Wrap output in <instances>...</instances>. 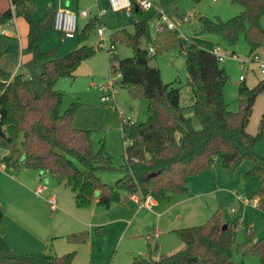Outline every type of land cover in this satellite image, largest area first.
<instances>
[{
	"label": "trees",
	"instance_id": "obj_1",
	"mask_svg": "<svg viewBox=\"0 0 264 264\" xmlns=\"http://www.w3.org/2000/svg\"><path fill=\"white\" fill-rule=\"evenodd\" d=\"M236 1L243 6L239 13L227 20L200 16L201 28L220 34L231 44L244 33L250 52L254 53L264 42L261 23L264 0ZM35 9V0H0V26L15 16H23L28 21V42L24 51L42 62L44 85L43 91L35 94L24 72L12 74L0 66V141L10 148L2 158L8 169L47 170L57 182L74 192L78 207H89L93 203L109 207L122 200L123 191L166 200L170 193L187 192L189 177L210 170L217 157L229 169H233L237 159L249 158L253 166L245 174L258 183L251 196H256L258 205L264 208V157L255 150L264 138V112L257 132L253 134L247 129L256 99L264 93V78L254 86L243 80L239 84V108L231 110L224 95L229 74L213 52L217 43L198 35L181 36L178 29L163 24L152 38L150 16H146L137 0H132L135 30L120 27L109 38L116 46L128 44L134 49L133 55L118 60L121 84L132 97L148 100V117L145 121L123 120V137L129 142L124 149V162L119 167L123 175L114 183L105 182L99 171L116 168L113 156L106 151L103 142L96 148L91 129L74 124L75 104L63 111L64 92L57 87L61 77L74 76L82 61L97 53L94 45L84 42L97 29L99 19L91 18L78 29L77 37L83 44L56 56L59 46L45 51L40 48L43 34L54 26L56 4L46 3L39 19L33 16ZM2 35L0 32V57L9 50L2 47ZM143 38L154 46L153 53L142 46ZM175 47L185 52L192 90L191 107L200 122L199 127L181 104L180 86L164 81L160 68L150 63L151 55ZM177 134H181V139ZM3 219L4 210L0 205V230ZM241 227L238 219L228 220L220 206L206 222L175 230L184 243L182 248L154 258L152 252L157 247L149 244V255H138L132 264H246L233 259L235 247L259 256L264 264V235L251 243L250 228L244 226L245 239L237 242ZM97 230L102 232L103 227ZM66 238L84 243L89 234L83 230L72 232ZM75 255L74 250L63 254L49 252L42 259L19 255L7 250L0 239V264H72Z\"/></svg>",
	"mask_w": 264,
	"mask_h": 264
},
{
	"label": "rangeland",
	"instance_id": "obj_2",
	"mask_svg": "<svg viewBox=\"0 0 264 264\" xmlns=\"http://www.w3.org/2000/svg\"><path fill=\"white\" fill-rule=\"evenodd\" d=\"M44 1L48 0H36V10L34 16L37 18L43 13ZM58 1V0H56ZM70 3V0H67ZM165 11L173 13V19L178 24L180 33L184 37H193L195 35L201 36L202 38L210 39L215 43L222 46V51L232 53L234 52L238 58L228 57L221 61V65L225 67L229 78L224 86L225 99L228 102L231 110H238V92L239 84L244 81L249 86H254L258 81L264 78V72L261 69L260 62L253 60V54L257 53L259 57L264 60V42L257 49L256 52H250V45L244 33H241L238 41L235 44H231L224 39L220 34L203 30L200 24V16L216 18L220 17L224 20L239 13L243 6L236 0H155ZM89 2V0H88ZM91 2V1H90ZM101 8L105 10L103 14L102 22L100 19L97 24L105 27V38L104 42L110 43V34L119 27H125L129 31L135 30V17L127 16L124 12L121 13V21H119L118 12L112 9H106L104 1L100 0ZM92 3V2H91ZM87 4V3H86ZM85 3L83 5H86ZM96 9V7H95ZM168 12V14H169ZM170 15V14H169ZM146 16H150L149 28L152 38L156 37L160 21L158 19V13L154 10L146 11ZM171 16V17H172ZM85 21V18H79V25L81 26ZM262 26L264 27V16L261 20ZM182 36V35H181ZM102 36L97 33V30H93L90 37L85 43L94 45L97 48V53L82 61L81 65L75 71L74 76H64L58 80L57 87L64 92L62 109L63 111L69 107L76 105L75 114V125L77 127L93 129L94 133L101 135L105 132L106 138V151L113 156V160L116 168L111 170H101L102 180L109 183H114L120 176L123 175V171L119 169L120 165L124 162V149L129 143L123 137L122 131V119L130 118L133 120L145 121L148 117L147 105L148 100L146 98H134L131 96L129 90L121 84V78L118 75V60L122 57L131 56L134 53V49L128 44H118L116 46V52L109 51L106 47L99 46V41ZM6 40L5 36H1V42ZM19 44V42H17ZM81 43L78 38H65L59 32L48 31L43 35L40 41V48L42 50H48L53 47H58L57 54L61 55L66 53L72 48L77 47ZM149 42L146 38L142 39V46L148 47ZM17 50H13L8 57H4L3 63L7 61H13L18 64L20 57L23 59V65H18L17 72H24L31 83L32 89L35 94H40L43 91L44 85L41 79L42 62L38 59L33 58L32 54L28 51H24L25 55L21 54L20 47L17 46ZM31 54V55H29ZM8 58V59H6ZM150 63L160 68L163 80L166 82H175L176 85L180 86V101L185 107V112L191 119L193 118L198 124L199 120L195 115H191L193 112L191 107L192 101V90L188 83V73L185 66V52L178 47L172 48L167 52L151 55ZM243 77V78H242ZM114 78L113 88L114 94L112 101H103L101 98V91L98 89L99 86L103 85L106 89L111 88V80ZM264 112V93H261L255 102L253 113L248 124V131L255 134L258 130L260 118ZM92 131V133H93ZM109 132V133H108ZM102 136V135H101ZM99 137L94 134L93 139ZM96 148L101 146V140L96 142ZM5 149L10 148L3 145L0 141V155L5 152ZM258 154L264 157V138L255 147ZM264 163V161H263ZM253 166V162L249 158L243 159L237 166V170L229 169L222 164L220 157H217L213 167L208 170L218 180L219 191L213 192L204 199L209 201L210 207H214L216 203L220 206L224 203L223 208L226 210V216L230 217H243L258 225L255 227V237L259 238L264 233V209H261L255 202L256 196H251L254 190L257 188L258 183L255 179L247 178L245 171ZM50 180H48L49 183ZM52 184V182H51ZM52 184L55 192L64 200H70L69 194L70 189L65 187L66 185L59 186ZM202 188L199 186L198 189ZM226 193V194H225ZM221 194V195H220ZM243 194L244 199L239 200L237 195ZM59 197V198H60ZM219 197V199H218ZM223 199L221 200V198ZM72 200V199H71ZM245 203V205H244ZM91 206H99L93 203ZM85 207L88 215H90V208ZM53 218V227L58 228L62 225L59 216V212H63L64 208L60 206L58 210H53L48 205ZM78 207V206H77ZM234 207L235 211L231 209ZM82 208V207H79ZM103 210H107L102 207ZM96 219V218H94ZM208 217H198L193 219L191 223L202 224L206 222ZM190 224V225H194ZM86 225V224H85ZM104 232H99L97 237L101 243L96 242L94 247V261L91 264H124L123 258H132L133 252L131 245L141 249V251L149 255L147 240L153 235V233L147 235L133 236L131 231L126 233H117L114 229H109L108 226H103ZM89 234L90 229L88 226L84 228ZM98 232V231H97ZM101 233V235H100ZM175 236L174 233H172ZM147 237V238H146ZM96 239V240H98ZM63 240V239H62ZM151 240V239H150ZM244 241V228L239 229L237 233V242ZM97 244L102 245L101 249H97ZM79 251V250H78ZM156 250L152 252L154 258L156 256ZM100 253V256H106V258H99L96 260V256ZM105 254V255H104ZM26 255V254H25ZM147 255V256H148ZM44 257V254L39 256L40 259ZM233 259L236 262H246L248 264H263L259 256L255 254H246L243 250L235 247Z\"/></svg>",
	"mask_w": 264,
	"mask_h": 264
},
{
	"label": "crops",
	"instance_id": "obj_3",
	"mask_svg": "<svg viewBox=\"0 0 264 264\" xmlns=\"http://www.w3.org/2000/svg\"><path fill=\"white\" fill-rule=\"evenodd\" d=\"M102 1H104L102 3L106 4V9H111L108 0ZM52 2L56 4L57 9L61 7H67L74 10H81L84 8L91 10L90 16H80L85 18V21L81 26L79 25V30H81L91 18L96 17L99 9H102L100 0H89V2L88 0H70V3L66 0H48L47 2L44 1L43 7H45L46 3L51 4ZM84 3L87 4L83 5ZM122 12H118L119 21H121ZM43 13L37 18H35L34 13L33 16L35 19H39ZM103 14L100 18L96 17L100 19L101 22L103 20ZM169 14L170 16L173 15L171 12H169ZM172 18L174 17L172 16ZM99 26L97 25V28ZM1 30H6V33H2V36H5L6 38L3 43L1 42L2 47L4 49L9 48V50L1 55L0 66L14 74L17 73L19 63L22 62L20 67L23 65L24 58L22 57L21 60L20 57V62L16 65L13 63L14 60L12 59L11 61L5 60V63H3V59L5 56L8 57V54H10L13 50L16 51L17 46L20 47L21 54L23 53L22 55H25L24 50L27 47L28 42L27 35L29 31V23L23 16H15L8 23L0 26V31ZM52 30L56 31L54 27L48 31ZM56 32L58 33V31ZM17 42H19V44H17ZM61 55L56 54V56ZM244 79L245 78H243V80ZM106 90L110 91L111 88L110 90ZM109 101H112V98L109 99ZM190 114L193 116L195 115L194 111H191ZM187 116L189 115L187 114ZM131 120L139 121L133 119ZM192 121L197 126V122L193 118ZM199 126L200 124H198V127ZM94 134L99 137L98 139L94 140L96 142L101 140V143L103 142L105 146L107 142L106 133L102 132L101 136L94 133L93 131V136ZM177 137L178 139H181L182 136L181 134H177ZM8 153L9 149H5V152L0 155L1 162H3L2 158ZM99 173L101 174V172ZM216 177L208 171L189 177L187 192L170 193L169 197L163 201H158L150 196L151 204L148 207L142 206L135 198L132 197L131 193L123 191L121 201L114 202L109 207L100 205L91 206V212L90 215H88L86 208L77 207L74 198V192L68 186L65 187L70 189L69 199L71 197L72 200H64L62 194L60 197L55 192V190L51 191V189H53L52 184L56 185L55 183H57L59 186L65 184L57 182L51 176L49 171L42 169H31L27 167H21L17 171H12L11 169L5 167L0 169V205L4 210V219L0 230L1 244L7 250L15 254L33 255L37 258L43 254H48L49 252L63 254L74 250L76 255L72 264H91L94 261V247L96 246V242L101 243V241L97 238L99 237V231L97 228L101 227L102 225H106L109 229H114L116 233L118 231L120 234L123 232L126 233L128 231H131L132 234H134L133 236L153 233V235L148 238L147 243L148 246L151 244L152 248L157 247L155 252L156 256H160L162 253H171L184 246L183 241L175 232L177 228L194 224L191 223V221L198 217L206 216L209 218L218 207L224 206V203L222 202L220 206L216 203V205H214L212 208L210 207L209 201L204 199L205 196L219 191L218 189H220V187H218V184L220 183ZM48 180H50L49 183ZM39 185H43L44 188L40 193H36L35 190ZM199 186H202V188L198 189ZM51 193H55L58 200V208L56 210H58L60 206L64 208L63 212H59V216L62 217V219H60L62 225L59 227V229L53 227L54 216L48 207L47 197ZM137 194L139 197L142 196L141 193L137 192ZM222 199L223 197L221 200ZM238 199L243 200L239 197ZM102 207L106 208L107 210H103ZM260 208L264 209L262 207ZM231 209L235 211L234 207H231ZM240 216L235 218L233 216H226V218L228 220L238 219L241 222V228H244V239L246 236L244 226H248L252 233L251 243L255 242L260 238L254 236L255 227H258V225L251 222L249 218L245 219ZM87 226L90 229L91 235L86 242L76 243L67 240L66 236L68 234L72 232L83 231ZM172 233H174L175 236H173ZM97 246V249L102 248V245L97 244ZM131 248L133 254L137 252L139 255H148L146 253L143 254V252H138L141 251V249L134 247V245H131L130 249ZM101 256L99 253L96 256V260L99 258H106V256ZM134 258V256L132 258H123L125 260L124 264H132Z\"/></svg>",
	"mask_w": 264,
	"mask_h": 264
},
{
	"label": "built area",
	"instance_id": "obj_4",
	"mask_svg": "<svg viewBox=\"0 0 264 264\" xmlns=\"http://www.w3.org/2000/svg\"><path fill=\"white\" fill-rule=\"evenodd\" d=\"M67 1V0H66ZM109 1V6L111 7L112 10L116 12H124L127 16H132V0H108ZM139 6L145 10V11H150V10H155L158 13V19L160 21V24H163V26H166L170 29H178L180 32V29L178 27V24L176 21L168 14L165 9L159 4L158 2L154 0H137ZM104 9H99L96 17L100 18L102 14L104 13ZM91 15V10L88 8H84L81 10H74L71 8L67 7H61L56 10L55 13V18H54V29L61 33L64 37L66 38H74L77 35V31L79 29V24L78 20L80 16H90ZM159 24V25H160ZM1 33H6V30H1ZM97 33L102 36V39L99 41V46L101 47H106L109 51L116 52V45L112 42L106 43L104 42L105 38H103L105 34V27L103 25H100L97 28ZM180 35L183 36V34L180 33ZM148 50L150 53H153L155 51V48L153 45L149 44ZM213 52L217 55L218 59L220 61L225 60V58L228 57H233V58H238V56L232 52V53H227L222 51V46L219 44H216L213 48ZM253 60H256L260 62V66L262 71L264 72V60H262L258 54L253 55ZM118 75L121 77V72L118 71ZM243 78V77H242ZM114 83V78L111 80V84L113 85ZM111 85V90L107 91L105 86L101 85L98 87V89L101 91L102 95L101 98L103 101L109 100L113 97L114 94V89ZM122 120L126 121H132L130 118H123ZM6 165L5 163L1 162L0 160V169L5 168ZM43 185H39L38 188L35 190L36 193H40L43 190ZM132 197L135 198L142 206H150L151 204V199L150 196H141L137 193H133ZM238 197L240 199H244V196L242 194H239ZM256 204L258 205V198L255 200ZM47 202L48 205L50 206L51 209L56 210L58 208V200L56 197L55 193H51L47 197Z\"/></svg>",
	"mask_w": 264,
	"mask_h": 264
},
{
	"label": "water",
	"instance_id": "obj_5",
	"mask_svg": "<svg viewBox=\"0 0 264 264\" xmlns=\"http://www.w3.org/2000/svg\"><path fill=\"white\" fill-rule=\"evenodd\" d=\"M3 145H6L5 144V142H1ZM241 162V160L240 159H237L236 160V162H235V164H234V166H233V169H235L238 165H239V163ZM157 173V171L156 172H154V174H156ZM139 254L136 252L135 254H133V256L134 257H137Z\"/></svg>",
	"mask_w": 264,
	"mask_h": 264
}]
</instances>
